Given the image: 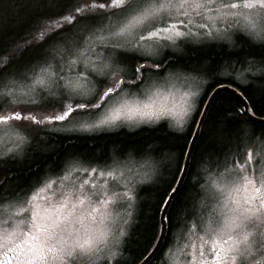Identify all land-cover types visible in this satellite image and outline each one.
Segmentation results:
<instances>
[{
    "label": "snow or ice",
    "instance_id": "snow-or-ice-1",
    "mask_svg": "<svg viewBox=\"0 0 264 264\" xmlns=\"http://www.w3.org/2000/svg\"><path fill=\"white\" fill-rule=\"evenodd\" d=\"M3 3L4 0H0V4ZM8 3L16 8L17 18L31 10V23L34 24L32 31L38 34L32 39H38L41 48L40 55L29 62H24L21 58L27 51L32 50L31 39L13 41L15 48L4 51V25L3 17L0 16V85L8 89L0 91V112L5 105L20 106L11 114L0 115V125L5 126L0 132L7 135L14 131L18 141L17 149L31 142L29 134L24 132L25 121L37 125L32 131L38 135L39 131H48L43 128L46 122L62 123L74 112L84 115L95 109L103 112L109 108V104L112 107L108 114L90 127L99 128L115 122L122 113L130 117L131 113L139 112L144 116L159 118L163 111H144L152 108L147 103L143 104V108L136 106L131 90L135 87L147 94L153 88L159 87L155 83L148 85V81L153 76H160L162 71H167L169 58L164 55L156 58L155 53L176 40L187 43L193 35L214 38V33L228 37L229 34L235 35L232 30L236 29L248 41L259 42L260 46H264V0H95L90 5L76 7L74 15L66 11L71 0H25L23 5L20 0H8ZM58 4H62L65 10L59 13L53 11ZM194 17H199V21L194 22ZM210 20L218 21L219 27L210 23ZM199 29L204 31L200 32ZM145 41L152 43L145 44ZM161 41L167 43L162 44ZM54 45H63V48H54L49 52L48 48ZM128 61L133 66L130 72H123L121 66ZM65 68L72 72L71 77L66 74ZM191 71L199 75L198 69ZM206 71L210 72L212 69ZM29 72L32 73L31 77ZM23 80L31 81L28 91L33 93L36 92L34 85L40 86L39 99L29 95L28 91L20 95L13 94V89ZM52 86L55 87V92L49 91ZM97 87L99 90L95 91ZM215 95L209 100V107L215 102ZM204 97L207 98V92ZM41 104L51 114L38 118L30 109L31 106ZM203 107L201 99L198 108ZM244 109V113L237 115H249L252 112L247 104ZM193 115L198 116L199 111ZM10 121L19 123L11 124ZM177 124L182 126L181 121H177ZM195 125L196 120L192 119L190 126ZM241 150L248 174L239 179L251 186L255 195L245 201L243 206L228 207L223 199L224 194L237 183V179L229 172L227 157L223 153L218 154L215 165L217 171L203 185L200 214L189 216L188 231L194 228L201 231L211 229L218 238L227 237L223 241L225 244L234 241L230 247L224 249L222 264H229L233 257L239 260V264H264V137L259 142L253 137L246 148L241 141ZM18 158L19 153L9 149L7 158L0 156V170L8 160ZM188 167L185 162V176L189 174ZM81 170L73 167L62 179H67L73 171ZM83 171L98 176L102 188L106 183H111V195L99 200V204L104 206L103 210L94 206L92 213L99 212L102 217L111 215L107 207L109 204L119 203L121 207L131 208L134 202L133 191L127 184H120V176L117 175L118 162L111 166L105 164L103 167ZM180 172L178 162L174 178L168 183L159 202V207L164 209V215L157 227L160 239L157 241L154 238L150 242L154 247L146 249L142 257H138L133 264H139L141 258L145 260V264H152L160 251L169 221L168 209L173 207L180 189L184 187L183 178L179 184L175 180V175ZM8 179L0 176V220L8 225L0 237V260H5L7 264H12V260L16 264H126L119 249L120 237L124 235L122 228L118 230V235L99 228L95 233L88 232L82 236L81 229L76 227L83 220L82 212L77 211L78 207L86 202L92 203L91 193L84 190V186L90 184L88 180H84L78 188L75 185L68 187L61 194V199L55 206L56 217L52 219L47 215L50 207L41 208L35 201L38 193L51 190L55 181L43 183L38 188L32 187L21 194L8 187ZM90 187L94 189L95 182ZM41 210L46 214L43 219L50 220L46 228L38 223ZM17 217L21 219L18 221ZM24 220L29 221V225H26L28 231L24 234L31 236L33 241L27 247L16 245L13 239L20 233V224ZM127 222V219L123 221L125 224ZM32 228L43 235H32ZM213 251L215 253V249ZM117 252L120 254L117 255ZM215 254L220 259L219 254ZM187 260L191 264V258L188 257Z\"/></svg>",
    "mask_w": 264,
    "mask_h": 264
},
{
    "label": "trees",
    "instance_id": "trees-1",
    "mask_svg": "<svg viewBox=\"0 0 264 264\" xmlns=\"http://www.w3.org/2000/svg\"><path fill=\"white\" fill-rule=\"evenodd\" d=\"M20 2L23 5L25 0ZM94 2L95 0H71L66 11L74 15L76 7ZM64 10L62 4L53 9L57 13ZM30 13L29 9L17 18L16 8L11 7L8 0L0 4V16L3 17L4 25L3 50L10 51L15 48L13 41L32 40V50L27 51L21 58L24 62L35 60L41 53L39 40L32 39L38 34L32 31L34 24L31 23ZM54 48L62 50L63 45L50 46L48 51L51 52ZM163 55L169 58L167 71L153 77L161 78L170 71L197 75L191 70L198 69L199 76L209 81L197 101L196 111H199V115L191 118L196 120V124L203 110L198 108L200 100L203 99L205 105L211 92L217 86L225 84L241 92L255 116L264 117V46H260L259 42H250L243 34L237 33L232 45L222 42L200 45L183 42L179 52L165 51ZM123 66L130 72L133 64L128 61ZM207 69L212 71H206ZM30 74L31 72L28 73ZM240 76L245 83L238 81L241 80ZM206 92L207 98L204 97ZM32 108L43 111L48 109L39 106ZM237 113H244L243 105L229 92H220L209 107L193 149L189 174L183 181L184 187L180 189L173 207L168 209L169 221L163 246L152 264H166V250L173 245L177 232L188 227L189 216L200 214L203 185L207 175L217 171L215 165L218 154L223 153L227 157L230 169L235 162L244 158L241 141L246 148L253 137L257 142L264 137V126L256 125L246 115ZM191 120L182 132L173 130L166 122L135 130L121 128L114 132L93 134L39 131L37 135V132L32 131L37 125L32 128L25 127L24 132L29 134L31 142L27 143L23 154L17 160H8L0 170V176L8 177V187L23 194L39 185L45 178L59 176L69 162L101 167L109 165L113 160L134 159L153 163L156 168L155 177L138 188L135 212L120 247L126 264H133L138 257H142L146 249L154 247L150 245L154 238L157 241L159 239L157 227L163 211L159 202L168 183L174 178L178 162L182 171L185 154L196 127L190 126ZM180 174L181 172L175 175L176 183ZM142 260L143 258L139 263Z\"/></svg>",
    "mask_w": 264,
    "mask_h": 264
},
{
    "label": "rangeland",
    "instance_id": "rangeland-1",
    "mask_svg": "<svg viewBox=\"0 0 264 264\" xmlns=\"http://www.w3.org/2000/svg\"><path fill=\"white\" fill-rule=\"evenodd\" d=\"M232 2H241V0H232ZM199 19V17H194V22L199 21ZM209 22L215 23L216 26L219 27L218 21L210 20ZM189 27L192 26L189 25ZM174 31L175 30H173V33ZM194 31H196V29H194ZM199 31L203 32L204 29H199ZM232 31L236 34L238 33L236 32V29H233ZM173 33H170V35ZM235 35L229 34V36L226 37L224 34L216 35L214 33V38H209L207 35H204L203 37L199 35H193L190 37L188 42L196 45L209 42H222L232 45L234 43ZM183 42L185 41L176 40L175 43L168 44L167 47H164L160 49L158 53H155L156 58H159L161 55H163L165 51L179 52ZM150 43L152 42L145 41V44ZM161 43L165 44L167 42L161 41ZM121 68L123 72H128V70H126L123 65ZM37 70H39L38 67ZM65 72L69 77L72 76V72H69L67 68H65ZM238 74H241V72ZM29 76L31 77L32 73ZM42 78H44L43 74ZM238 81L242 84L245 83V80L242 79H238ZM153 83L159 85V87L153 88L147 94H145L143 90L137 89H132L131 93L134 94L136 106L143 108V104L145 103L152 105L151 109H144V111L155 112L162 110L163 115H161L159 118H156L155 116H144L139 112L131 113L130 117L129 115L122 113L120 118L115 122L109 123L108 125L101 126L99 128L90 127L108 114V111L112 107V105L109 104V108L105 109L103 112L100 109H95L87 115L74 112L62 123L49 124L46 122L43 127L48 129V131L58 133L93 134L99 132H114L121 128L135 130L142 126H155L161 122H166L173 130L178 132L184 131L191 120L193 113L196 111L197 101L203 93L204 88L208 85L209 81L206 78L196 74L170 71L161 78L151 77L148 81V85ZM30 84V80L21 81L20 84L13 89V94L20 95L23 92L28 91ZM148 85H146L145 88H147ZM34 87L36 88V92L33 93L28 91V94L33 96L35 99H39L40 86L34 85ZM98 90L99 89L97 87L95 91ZM0 91H8V89L2 86ZM49 91L55 92V87H50ZM90 95L91 92H89V96ZM37 106L46 107L42 104ZM19 107L20 106L18 105L12 104L5 105L3 111L0 112V115L11 114L13 111L18 110ZM32 107L33 106H31L30 110L33 111L38 118L41 115L51 114L50 110L48 109L43 111L39 109H33ZM177 121H181L182 126H178ZM10 123L17 124L19 122L10 121ZM24 124L25 127L30 128L35 125L31 121H25ZM4 127L5 126L0 125V129ZM17 142L16 133L14 131H10L7 135H4L3 132H0V156L7 158L9 149H12L14 153L18 152L19 156H21L20 154L25 150L27 143H25L20 149H17ZM114 162H118L119 165V171L117 175L120 176V184H127L133 191L134 202L131 208L121 207L119 203L109 204L107 207L111 212V215L102 217L99 212L92 213V207L94 206L100 207L103 210L104 206L99 204V200L106 199L111 195V183H106L102 188L101 181L98 176H93L89 172L83 171V169L101 166L87 165L76 161L69 162L59 176L48 177L47 179H44V181L38 187L48 181H55V184L51 190L38 193L35 203L40 205L41 208L50 207V211L47 215H49L52 219H55V206L58 205V202L61 199V194L65 192L68 187L75 185L78 188L84 180H88L90 184L95 182L96 187L94 189L90 187V184L84 186V190L91 193L90 199L92 203L86 202L85 205L78 207L77 211L82 212L83 220L82 223H78L76 227L81 229L82 236L88 232L95 233V230L99 228H105L110 230V234L118 235V230L122 228L124 235L120 237V249L123 239L127 236L129 226L135 212L138 188L140 185L150 182L155 177L156 168L153 163L146 160H113L109 165H113ZM73 167L80 168L82 170L78 172L73 171L67 179H62L66 172ZM229 172L233 174L234 178L237 179V183L226 190L223 199L227 202L229 208L243 206L245 201L255 195L251 190V186L246 185L242 179H239V177L248 174L247 166L244 165V158L242 161L235 162L232 167H230ZM214 174L215 173H210L207 175L205 184L211 180ZM225 211H227V209H225ZM129 212L131 215H128ZM45 215L46 214L41 210V218L38 220V223L46 228L48 227L50 220L43 219ZM24 216H27V213H24ZM16 219L19 221L21 218L17 217ZM125 219L128 221L126 224L123 223ZM26 225H29V221L27 220H24L23 223L20 224V233L13 238L16 245H24L27 247V245L33 243L31 236L24 234L28 231V227H26ZM7 227L8 225L4 224L3 221L0 220V237H2L4 230ZM31 233L34 236L43 235L42 232H38L35 228L31 229ZM225 239H227L226 236L218 238L211 229L201 231L199 228H194L191 231H188V227L181 228L174 238L173 245L166 250V264H188V257L191 258V264H222L223 257L225 256L224 249L230 247L234 243L233 241L229 244H225L223 242ZM214 249L215 253L219 254L220 259L216 258V254L213 251ZM119 254L120 252H117V255ZM0 255H2V252H0ZM229 264H239V260L233 257L229 261Z\"/></svg>",
    "mask_w": 264,
    "mask_h": 264
},
{
    "label": "water",
    "instance_id": "water-1",
    "mask_svg": "<svg viewBox=\"0 0 264 264\" xmlns=\"http://www.w3.org/2000/svg\"><path fill=\"white\" fill-rule=\"evenodd\" d=\"M220 93V92H229L231 94H233L240 102L241 104L243 105V108H244V105L247 104L249 106V104L247 103L246 99L242 96V94L234 87L230 86V85H220L218 87H216L210 94V96L208 97L207 101H206V104L203 108V111L201 113V116L199 117L198 119V122H197V125H196V128H195V131L193 133V136L190 140V143H189V146H188V149L186 151V154H185V159H184V163L187 162V164L189 165L190 164V161H191V158L189 157H192V153H193V149H194V146L196 144V141L199 137V133H200V129H201V122L203 123V120L206 116V113L209 109V100L216 94V93ZM217 95H215L216 97ZM250 107V106H249ZM245 111V109H244ZM249 120H251L252 123L256 124V125H259V126H264V117H257L255 115H253L252 113H250L249 115H246ZM189 168V167H188ZM185 175H184V172H183V168H182V171H181V174H180V177L178 179V182L177 184L180 183L181 181V178H183V181L185 179ZM164 215V209L161 213V217ZM166 233H167V230L164 232V237H166ZM159 239H160V236H159ZM158 239V240H159ZM165 240V239H164ZM163 244L160 245V249L162 248ZM139 264H145V260L143 259Z\"/></svg>",
    "mask_w": 264,
    "mask_h": 264
},
{
    "label": "flooded vegetation",
    "instance_id": "flooded-vegetation-1",
    "mask_svg": "<svg viewBox=\"0 0 264 264\" xmlns=\"http://www.w3.org/2000/svg\"><path fill=\"white\" fill-rule=\"evenodd\" d=\"M72 114H73V113H72ZM57 133H58V132H57ZM20 155H21V154H20ZM49 177H50V176H49ZM47 178H48V177H47ZM42 182H43V181H42ZM42 182H41V183H42ZM41 183H40V184H41ZM40 184H39V185H40ZM39 185H37L36 187H38ZM0 264H7V262H6L5 260H0ZM12 264H16V261H15V260H12Z\"/></svg>",
    "mask_w": 264,
    "mask_h": 264
}]
</instances>
